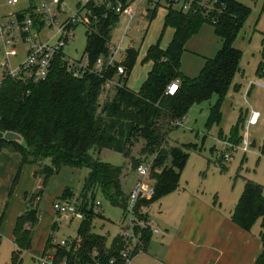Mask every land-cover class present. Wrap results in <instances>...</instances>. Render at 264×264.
<instances>
[{"label": "trees", "instance_id": "1", "mask_svg": "<svg viewBox=\"0 0 264 264\" xmlns=\"http://www.w3.org/2000/svg\"><path fill=\"white\" fill-rule=\"evenodd\" d=\"M29 1L34 6L38 0ZM109 1L114 5L121 2L126 7L135 0H89L81 12L82 22L74 26L75 30L78 25L87 28L86 47L79 61L87 58L89 70L75 76L63 58L68 56L65 50L54 57L51 72L45 80L35 83L7 78L0 86V130L22 134L27 144L24 147L17 142L2 140L0 150L8 147L19 152L22 164L39 167L34 176L42 179L40 188L29 198L27 210L17 219L12 264H22L25 252L31 248L44 189L62 167H86L89 170L76 199L70 187L65 188L62 196V201L75 202L84 218L75 242L71 245L65 240V244L53 243L50 238L43 256L51 255L56 263L64 264H125L123 251L129 243L120 235L121 226H118L121 220L117 223L119 234L111 244L104 235L91 228V221L101 205L96 200L98 194L113 206L121 207L124 217L132 190L126 192L122 186L124 165L104 163L100 158L101 151L109 149L123 155L126 161H133L136 159L135 146L142 144L137 154L142 159L133 169L136 172L141 164L151 162L147 180L153 184L155 195L151 199L139 200L132 211L140 219L150 221L152 204L179 189L189 150L199 148L197 143L169 144V136L180 126L177 122L184 121L193 106L217 96L207 125H219L223 118L222 105L241 70L243 51L235 46V42L252 13L251 7L237 0H217L212 12L204 15L202 12L185 13L178 8L176 0H166L169 11L165 26L174 27L175 35L167 49L163 50L159 45L149 48L147 60L153 62V67L140 92L131 91L127 86L137 56L133 45L124 47L126 57L110 65L103 75L91 72L100 57L110 55L109 47L115 44L113 32L124 19L108 7ZM159 1L151 0L148 18L152 19L156 14ZM206 23L213 25L222 40V47L216 55L206 59L197 76L189 77L181 70L185 45ZM118 65L125 67L126 75L119 74ZM177 79L180 80L177 92L166 94L168 86ZM110 80L119 82V85L113 84L110 88H114V95L102 100ZM242 123L241 116L238 128H233L223 142L238 146ZM219 135L224 138L223 131ZM221 153L220 164L224 168L223 161H227L223 150ZM260 153L264 156V140ZM138 178L137 175L134 185ZM260 218L264 219V189L247 179L232 219L240 227L250 230ZM137 231L141 233L143 251L149 245L153 231L150 226L136 227ZM261 238L263 252L254 264H264V232ZM1 239L0 235V244ZM138 253L139 250L132 259Z\"/></svg>", "mask_w": 264, "mask_h": 264}, {"label": "rangeland", "instance_id": "2", "mask_svg": "<svg viewBox=\"0 0 264 264\" xmlns=\"http://www.w3.org/2000/svg\"><path fill=\"white\" fill-rule=\"evenodd\" d=\"M237 1L248 5L252 9L249 19L235 42V46L243 51L240 63L241 72L235 77L222 105L223 118L219 125L215 124L212 127L207 125L211 107L217 100V96H214L210 101L193 106L187 113L183 124L169 136L168 142L172 146L197 143L199 148L189 150L190 155L181 176L179 191L170 193L161 200H156L150 207L153 213V223L158 229H162L160 226L162 205L164 204L166 207H170L175 203L185 205V202L181 201V196L197 195L199 193L211 201H214L217 197L219 202H223L224 210L229 211L234 207L237 196L242 193L247 179L255 181L264 189V156L260 155V146L264 140V0ZM150 2L151 0H135L133 3V7L141 9V13L145 17L142 19L137 17L129 34L137 51L127 84L128 88L134 92L141 91L153 67L152 61L147 60L149 48L152 45H159L163 50L167 49L175 34L173 27L165 26L166 15L169 11L166 0L159 1L160 5L155 9L156 14L152 19L147 17ZM28 3L29 0H20L17 6L9 7L7 0H0V5L3 6L6 12H11ZM67 3L71 9H76L77 0H67ZM125 23L126 19H121L113 32V39L116 42L122 40L123 25ZM86 31L87 28L84 25H78L76 28L74 40L66 47V53L69 57L81 59L86 47ZM125 44L127 46V40L124 42V47ZM221 45L222 40L215 34L213 25L206 23L201 31L185 45L181 68L183 73L189 77L197 76L203 66L204 56L212 57L216 55L219 48L222 47ZM1 49L2 45L0 43V78L3 76ZM114 93L113 87L110 90L107 89L102 100L111 98ZM252 111H258L260 114L256 124L249 123ZM241 116L243 123L239 126V136L241 138L239 145H242L243 139L248 137L250 152L245 154L241 149H237L231 160L223 161L225 166L223 168L220 164L222 142L230 136L233 128H238ZM221 131H223L224 138L219 135ZM253 142H256L255 147L251 146ZM141 148V143L135 146L136 159L133 161H126L123 155L109 149H104L100 153V158L104 163L115 166L124 165V176L121 180L126 192L132 189L137 179V173L133 168L142 159V156L137 155ZM88 173L89 170L86 167H62L52 176L54 177L53 183L50 184L49 181V185L44 189L43 198L39 205V218L40 213L43 216L36 228H40V232L47 230L50 233L49 239L51 238L53 243L65 240L68 245H71L78 239V229L82 222L79 219L72 220L55 212L52 203H54V200L62 201L64 194H59V185L61 184H57V181L72 188L75 194L74 199H76L83 189L84 180ZM68 175H71L73 179H68ZM18 176L19 173L15 175L14 181ZM17 184L14 188L10 187L12 201H15ZM21 184L24 186L29 185L27 181L23 180ZM47 188H50V191H47L45 195ZM49 192L54 195L51 204L44 198L47 197ZM172 198H179V200L172 202ZM96 200H99L101 205L91 221L92 231L104 235L108 244H111L113 238L119 234L117 223L122 218L123 209L113 206L101 194L96 196ZM173 218L175 217L173 216ZM253 228L263 231L264 219L260 218ZM33 239L34 244L36 238ZM10 244L7 238L2 237L0 264H12V254L8 252ZM135 263L148 264L147 261L143 260V257H134L132 264Z\"/></svg>", "mask_w": 264, "mask_h": 264}, {"label": "built area", "instance_id": "3", "mask_svg": "<svg viewBox=\"0 0 264 264\" xmlns=\"http://www.w3.org/2000/svg\"><path fill=\"white\" fill-rule=\"evenodd\" d=\"M19 1L7 0V5L15 7ZM88 1L77 0L75 10L68 6L67 0H38L34 6L29 1L27 5L0 14L1 67L3 69L0 86L7 78L35 83L45 80L51 72L54 57L65 51L66 47L74 40L76 36L74 26L82 22L81 12ZM214 2L217 0H176V5L185 13L202 12L204 15H209L213 10ZM107 5L126 19L123 27V37H126L133 29V22L142 14L141 10L133 7V4L124 7L121 2L114 5L109 1ZM109 48L110 55L100 57L91 72L103 75L110 65L122 61L120 58L124 50L122 43L112 44ZM63 58L67 61L68 69L75 76L90 69L87 58L81 61L69 56H63ZM118 72L126 75L125 67L118 65ZM113 84L119 85V82L110 80L107 82L106 88H110ZM179 84V79L173 81L168 86L166 94L174 95ZM258 119L259 113L252 112L249 123L256 124ZM182 124L183 121L177 122V125L181 126ZM237 149H241L244 153L250 152L248 137H245L242 145L238 146L227 141L223 142L222 150L225 160L232 159ZM150 169L151 162L143 163L137 168L136 173L139 178L130 192L128 211L121 218L119 225V227L121 226L120 235L129 243L127 249L123 251L125 264H131L132 256L137 250L142 251L141 233L136 232V227L150 226L153 233L159 232L151 220L140 219L132 211L139 200L151 199L155 195L153 184L147 180ZM97 204L100 202L98 201ZM53 208L57 214L71 219L81 220L84 218V213L75 202L54 201ZM61 244H65V241H61ZM39 264H64V262L56 263L53 256L48 255L42 256Z\"/></svg>", "mask_w": 264, "mask_h": 264}, {"label": "crops", "instance_id": "4", "mask_svg": "<svg viewBox=\"0 0 264 264\" xmlns=\"http://www.w3.org/2000/svg\"><path fill=\"white\" fill-rule=\"evenodd\" d=\"M3 13H6V10L0 5V14L2 15ZM139 17L140 19L145 18L143 13ZM126 40L128 44L127 46L125 44V47L134 46L129 34L126 37H123L122 34L120 42L123 47ZM113 41L120 43L114 39ZM124 57H126L124 54L120 56L121 59H124ZM204 57L203 65L210 56ZM129 76L130 74L128 75V79ZM252 112L258 113V111ZM38 169L39 167L36 165L22 164V155L19 152L12 151L8 147L1 148L0 235L10 241L11 244L8 252L11 254L16 249L14 230L17 219L27 210L29 198L41 186L42 179H37L34 176L35 171ZM16 172L19 173V176L14 181ZM53 178H51L50 184L53 183ZM67 178L73 179L71 175H68ZM22 180L27 181L29 185H22ZM16 183L18 184L15 192V201H12L10 187L14 188ZM57 184H61L59 185V194H62L65 190L64 187H67V185L58 181ZM47 191H50V188H47L45 195ZM241 195L242 193L240 196H237L234 207L229 211L224 210L223 202H219L217 197H215L214 201H211L199 193L197 195L181 196V201H184L185 205L175 203L170 207H166L161 203L160 226L162 229H159L157 233H153L147 248L139 252L135 257H143V260L147 261L148 264H254L263 252L261 234L264 230L254 229V226L250 230H246L233 221L232 214ZM53 196L49 192L47 197L44 198L51 204L54 200ZM178 200L179 198H172V202ZM150 214L151 221L153 222L152 210H150ZM42 216L43 214L40 213L39 222ZM38 226L39 224H37ZM38 229L35 228L34 230V237L36 239L34 244L32 242L31 248L25 252L22 264H39V260L44 255L50 233L47 230L40 232V228Z\"/></svg>", "mask_w": 264, "mask_h": 264}, {"label": "water", "instance_id": "5", "mask_svg": "<svg viewBox=\"0 0 264 264\" xmlns=\"http://www.w3.org/2000/svg\"><path fill=\"white\" fill-rule=\"evenodd\" d=\"M2 140H5L7 142H17L24 147L27 146L24 136L18 132H14V131L3 132L0 130V142ZM255 146H256V142H253L252 147H255Z\"/></svg>", "mask_w": 264, "mask_h": 264}]
</instances>
